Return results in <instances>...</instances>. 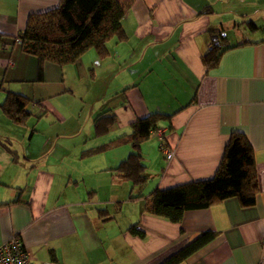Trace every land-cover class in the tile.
<instances>
[{
    "label": "crops",
    "instance_id": "obj_1",
    "mask_svg": "<svg viewBox=\"0 0 264 264\" xmlns=\"http://www.w3.org/2000/svg\"><path fill=\"white\" fill-rule=\"evenodd\" d=\"M60 1L0 0V245L19 235L34 264H161L214 231L182 264H264V0H121L124 41L111 39L104 57L90 49L75 63L46 62L39 79L18 36ZM215 35L223 53L208 69ZM9 92L30 99L24 125L2 110ZM154 112L174 114L161 125L174 156L153 133L141 148L145 185L115 171L130 144L85 154ZM104 113L117 120L97 136ZM235 131L254 148L253 206L232 197L179 223L144 211L156 188L213 177ZM136 224L144 236L131 233Z\"/></svg>",
    "mask_w": 264,
    "mask_h": 264
},
{
    "label": "trees",
    "instance_id": "obj_2",
    "mask_svg": "<svg viewBox=\"0 0 264 264\" xmlns=\"http://www.w3.org/2000/svg\"><path fill=\"white\" fill-rule=\"evenodd\" d=\"M125 15L126 7L121 0H61L57 7L30 16L26 28L18 37L22 50L38 59L39 79H42L46 62L59 66L75 63L90 49H96L100 56L108 55L107 43L111 39L124 41L127 38L123 27ZM250 25L255 28L252 22ZM222 38L224 42L226 36ZM219 40L220 38L216 39L211 50L203 56L208 69H213L220 62L224 43ZM29 103L28 97L9 92L1 107L10 119L24 125L32 115L28 109ZM173 116L174 114L154 112L137 118L130 123V133L86 150L85 154L130 144L132 152L115 171L131 181L133 186L145 185L149 176L142 145L161 128L163 122H171ZM116 120L115 114L98 115L95 119L96 135L107 134ZM258 193L259 178L254 148L245 133L235 131L231 134L213 177L168 188H156L145 197L144 211L179 223L187 210L208 208L232 197H236L244 207L253 206ZM130 231L144 236L137 224L131 226ZM216 235L214 231L200 233L161 264L184 263Z\"/></svg>",
    "mask_w": 264,
    "mask_h": 264
},
{
    "label": "built area",
    "instance_id": "obj_3",
    "mask_svg": "<svg viewBox=\"0 0 264 264\" xmlns=\"http://www.w3.org/2000/svg\"><path fill=\"white\" fill-rule=\"evenodd\" d=\"M155 134L160 139V148L168 158L174 156V149L171 148L165 138V131L162 128H158ZM0 264H34V258L32 253L24 244L19 235H15L0 245ZM42 264H63L57 260L46 261Z\"/></svg>",
    "mask_w": 264,
    "mask_h": 264
},
{
    "label": "water",
    "instance_id": "obj_4",
    "mask_svg": "<svg viewBox=\"0 0 264 264\" xmlns=\"http://www.w3.org/2000/svg\"><path fill=\"white\" fill-rule=\"evenodd\" d=\"M218 38H219V36H218V35H215V36H214V39H215V40H216V39H218Z\"/></svg>",
    "mask_w": 264,
    "mask_h": 264
}]
</instances>
